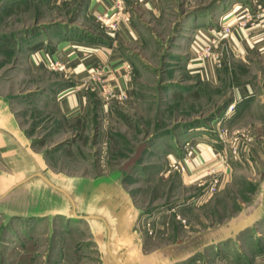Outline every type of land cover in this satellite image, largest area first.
<instances>
[{"label": "rangeland", "instance_id": "obj_1", "mask_svg": "<svg viewBox=\"0 0 264 264\" xmlns=\"http://www.w3.org/2000/svg\"><path fill=\"white\" fill-rule=\"evenodd\" d=\"M217 2L222 16L237 4L250 7V0H162L155 16L134 5V26L146 40L134 49L127 97L103 106L98 91L89 90L85 113L69 123L59 114L55 96L60 86L71 84V78L60 70L31 73L19 52L42 43L36 41L47 36L56 17H66L69 23L71 10L64 15L49 8L47 0H0V92L22 127L27 140L22 149L48 180L58 182L76 199L79 215L101 211V202L90 195L96 192L94 186L86 183L104 178L113 184L104 187L109 196L121 189L137 212L132 232L142 254L189 241L171 249L182 253L175 264H264V217L234 239L191 255L205 240L190 238L236 217L260 196L264 185V41L262 55L225 51L222 56L214 50L219 56L210 60L213 82L198 79L187 68L191 36L205 24L206 12L218 20L213 12L220 5L211 9ZM72 23L104 32L92 18ZM210 25L215 31L221 26L215 21ZM202 143L215 156L211 162L202 159ZM5 144L0 151V205L23 193V188L36 196L62 195L37 177L12 185L35 172V166L20 150L15 152L14 145ZM5 158L10 159L9 167L1 164ZM112 214L102 213L112 229L110 252L122 263L133 264ZM10 223L0 217V238ZM90 224L97 231L98 246L88 241L87 230L75 231L60 237L67 240L63 244L68 242L65 252L78 264H111L102 224ZM15 234L9 233L8 242L19 241L17 250L25 246L20 251L24 264H43L53 234L40 230L23 234L19 229ZM79 239L85 244L76 243Z\"/></svg>", "mask_w": 264, "mask_h": 264}, {"label": "crops", "instance_id": "obj_2", "mask_svg": "<svg viewBox=\"0 0 264 264\" xmlns=\"http://www.w3.org/2000/svg\"><path fill=\"white\" fill-rule=\"evenodd\" d=\"M122 1L129 16V21H120L117 29L113 32H109L107 24L103 25L98 22L96 20V15L103 14L112 17L113 0H47L49 8H52L55 11L60 10L64 12V15H67V11L71 10V20L67 23L66 17L64 19H61V16L56 17L53 20L54 22L50 23L48 26L47 36L41 35L36 41L42 42L43 45L42 43L35 46L29 45L22 48L19 52L21 56L25 57L24 60L26 67L31 73L41 72L48 69L42 62L44 59L43 53L49 55L53 60H59L63 64L64 70L61 72L71 78V84L59 87V91L55 96V101L58 104L59 114L66 122L74 123L85 113L89 90H95L99 93L96 82L89 75L93 68L106 64L112 73L111 75H104V77L106 76L107 79H109V85L112 88L121 85L129 88L131 64H133V55L136 53L134 49L141 46L143 40H146V38H144L146 36L134 26L133 12L131 9L134 5L142 6L156 16L161 12L162 0ZM219 5L220 3L217 2L212 5L211 9H214ZM221 6L222 5L216 8L213 12L214 14H218V20H215L212 17V13L206 12L205 24H202L203 26H200L199 28H195L187 49V54L189 55L187 68L200 80L208 79V81L210 80V82H213L212 79H214V75L211 65L212 62L207 59L198 60L192 48L193 39L196 37L195 32L198 29H202L205 36L218 37V45L215 51H218L222 56L225 51L227 53L232 52L242 56L248 54L262 55V43L260 38L264 34V11L258 12V15L260 16L258 18L259 21L253 26L238 27L236 24L233 25L234 16L236 15L234 10L238 9L241 5H234L233 9L223 16ZM87 17L96 20L100 27L104 29V32L98 34L97 32L91 31V28L88 26L72 23V21L76 19ZM114 19L115 17H112L111 21ZM61 20L62 22H59ZM212 21H215L218 27L220 25L232 24V31L229 34L222 36V33H220L221 26L217 31L211 29L210 23ZM61 29H63V32ZM91 33L92 36L90 35ZM41 46L43 47V52L38 51L41 50ZM9 107L7 99L0 92L1 154L5 150L3 148L4 145H6L5 143H9L17 148L15 152L20 150L35 166V172L12 185H22L28 182L30 178L37 177V179L45 184L46 187L61 193L63 196L56 193L51 194L49 192L36 196L31 194L27 188H23V193H19L10 201L3 202L0 205V217L6 223L9 221L11 222L10 225H5L6 229L3 231L4 233L1 232L0 264H24V261L21 259L22 254H20V251L25 249V246L23 245L17 250L18 246L16 244L19 241H12L10 239L8 242L9 233H11V235H16L15 233L18 229L23 232V234L28 232L36 233V230L47 231L48 234H53L54 239L50 240L49 238L47 240L48 242L45 246L46 251L44 252L45 256L43 257L45 261L43 264H78L74 259L68 257L69 255L65 252L66 243L68 242L63 244L62 240L64 239L62 238L61 240L60 237L65 234H72L75 231L80 233V231L84 230L86 233L87 230V235L89 236L88 241L94 242V246H98L97 237L95 236L97 231L95 232L93 230V227H91L90 224L91 222H100L105 230L106 238L104 245L110 261L111 258L109 253H112L110 252L109 238L110 235H112V229L107 223L109 221L108 217L106 218L102 215V213L107 211L110 215L113 212V217L115 215L117 216L115 228L119 235V240L122 243L124 250L130 252V254H128L133 261L131 263L137 264L135 258L137 255L136 245H138V242H135L136 236L132 232L135 222L134 210L129 202H127L126 194L118 188V192L109 196L104 187L105 185L113 186V184L107 179L102 180V178H100L93 183L92 181H88L86 184H88L89 187L93 185L94 190L96 191L90 192V195L93 200H96V202H101L98 205L100 208L99 210L101 211L79 215L76 208V199L74 200L66 189L59 186L58 182H55L53 179L48 180L40 171L33 156L26 152V150L22 149L27 145V140L22 136V127L20 126L18 118L12 114ZM6 140L7 142H5ZM199 147L201 149L203 160L211 162L213 158L215 159V156L212 155V150L206 144L202 143ZM10 159L11 161H15L11 157ZM10 159L5 158L4 161H1V164H4L5 162L6 166L9 167L7 162ZM196 163L197 167L201 165L199 161ZM37 173L42 174L52 186L43 181ZM102 188L103 190H101ZM65 203L69 205L70 209H66ZM61 204L64 205L61 206ZM20 223H22V225H19ZM86 223L88 226H86ZM29 239L30 238L27 236L26 241H29ZM76 243L83 245L85 244V240L81 241V239H79ZM14 251L16 252L12 253ZM113 257L114 256H112V258ZM113 259L116 264H124L117 258ZM111 264H114L112 260Z\"/></svg>", "mask_w": 264, "mask_h": 264}, {"label": "built area", "instance_id": "obj_3", "mask_svg": "<svg viewBox=\"0 0 264 264\" xmlns=\"http://www.w3.org/2000/svg\"><path fill=\"white\" fill-rule=\"evenodd\" d=\"M250 7L249 6H239L238 9L234 10L236 12V15L234 16L233 25L236 24L238 27H245V26H253L255 22L259 21L258 18L260 17L258 15V12L264 11V0H250ZM112 17H115L113 21H111L112 17L106 16V15H96V20L100 23L107 24V28L109 32H113L117 29L118 24L120 21L128 22L129 16L126 12V9L124 7L122 0H113L112 5ZM254 10V12H253ZM257 12V13H256ZM242 22H241V21ZM232 24L230 25H222L220 33L223 35H227L232 31ZM195 38L192 42V48L195 52L196 57L198 60H204L207 58L208 60H213L219 56L214 50L216 49L218 45L217 36H205V33L202 31V29H198L195 32ZM260 41H264V36L260 38ZM45 67L51 70H64L63 64L59 60H53L49 57V55H45L44 59L42 60ZM112 73L106 66V64H102L99 67L93 68L89 75L90 77L96 82L99 94L102 99L103 106H107L110 100L116 99V100H122L127 97V88L124 85L116 86L115 88H112L107 79V77L104 75H111ZM232 106H230L231 108ZM217 124V126H219ZM190 144L192 145V142H189L186 144V146H189L186 150L189 152L190 150ZM187 152V153H188ZM187 158V155H186Z\"/></svg>", "mask_w": 264, "mask_h": 264}, {"label": "water", "instance_id": "obj_4", "mask_svg": "<svg viewBox=\"0 0 264 264\" xmlns=\"http://www.w3.org/2000/svg\"><path fill=\"white\" fill-rule=\"evenodd\" d=\"M37 175L45 181L47 184L52 186L45 177L37 173ZM104 178H102L103 180ZM264 183V182H263ZM134 210V209H133ZM137 212L134 210V219L136 220ZM264 217V185L261 186L260 189V196L256 198L253 203L241 210V212L236 216L232 217L228 222L224 224H218L215 228H208L202 233H197L194 237L190 238V240L201 237L204 238L205 243L198 248L195 252H192L191 255H194L197 251L201 252L203 248L220 243L227 239H234L239 233L243 232L244 230L251 228L256 222L261 220ZM138 245L137 247V255H136V262L137 264H157L158 259H164L168 257V250L176 246H182L187 242H180L172 245H168L166 247L157 249L149 254H142L141 252V245L137 240ZM194 253V254H193ZM169 264V262L163 263Z\"/></svg>", "mask_w": 264, "mask_h": 264}, {"label": "flooded vegetation", "instance_id": "obj_5", "mask_svg": "<svg viewBox=\"0 0 264 264\" xmlns=\"http://www.w3.org/2000/svg\"><path fill=\"white\" fill-rule=\"evenodd\" d=\"M181 254L182 253H180V251L176 252L175 250H171V251L168 252V257L166 258V260H164L162 258L158 259L157 260V264H163V263H166V262H169V264H175L181 259V257H180Z\"/></svg>", "mask_w": 264, "mask_h": 264}, {"label": "bare ground", "instance_id": "obj_6", "mask_svg": "<svg viewBox=\"0 0 264 264\" xmlns=\"http://www.w3.org/2000/svg\"><path fill=\"white\" fill-rule=\"evenodd\" d=\"M132 255H133V254H132ZM109 256H110L112 262H113L114 264H116V262H115L114 259H113V258H115V257L112 258L113 254H110V253H109Z\"/></svg>", "mask_w": 264, "mask_h": 264}]
</instances>
